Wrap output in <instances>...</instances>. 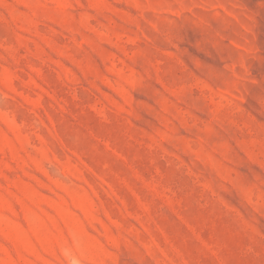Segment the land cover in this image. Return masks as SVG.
<instances>
[{
  "label": "rangeland",
  "instance_id": "obj_1",
  "mask_svg": "<svg viewBox=\"0 0 264 264\" xmlns=\"http://www.w3.org/2000/svg\"><path fill=\"white\" fill-rule=\"evenodd\" d=\"M0 264H264V0H0Z\"/></svg>",
  "mask_w": 264,
  "mask_h": 264
}]
</instances>
